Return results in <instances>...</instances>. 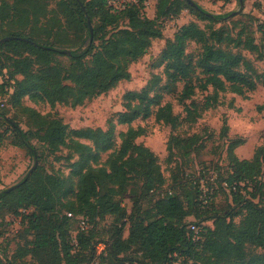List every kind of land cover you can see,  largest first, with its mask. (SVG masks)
I'll return each mask as SVG.
<instances>
[{"label": "trees", "instance_id": "16d2710c", "mask_svg": "<svg viewBox=\"0 0 264 264\" xmlns=\"http://www.w3.org/2000/svg\"><path fill=\"white\" fill-rule=\"evenodd\" d=\"M72 1L87 30H90L89 18L93 16V11L100 13L105 27L124 18L129 28L115 32L110 38L105 35L100 46H95L97 33L93 32L92 42L83 49L70 52L78 73L69 76L56 64L58 47L25 35L27 28L6 33L1 39L18 37L31 41L14 40L0 46V51L5 50L13 56L7 57L11 60L10 68L22 78L17 84L19 98L31 95L45 98L53 104L82 105L86 100L108 92L121 81L130 80L129 65L142 58L153 41L162 37V17L177 19L184 9H190L201 20L213 23L225 20L221 16L207 14L196 2L197 7H193L187 0H159L154 19L144 13L147 0H137V3L128 0L126 8L119 12L112 11L110 2L120 0H95L87 5L84 0ZM2 2L4 8L12 11L9 15L13 18L21 15L22 0ZM190 42L202 48L195 64L187 52ZM232 45L249 52L258 51L250 36L243 39L240 34L235 38L225 27L218 30L210 27L207 30L191 22L177 30L174 39L162 53V61L166 63L168 75L174 81L191 80L196 70L201 69L207 76L200 86L204 90L208 85L220 90H225L229 85L234 92L245 95L247 91L255 90L259 83L264 86V74L253 78L239 71L244 59L228 49ZM88 58L92 59L89 66L86 65ZM65 80H72L74 85H64ZM152 90L150 86L126 95V112L119 115V124L131 125L140 118L148 119L153 115L152 106L157 102V96L151 97ZM29 111L39 119L38 134L33 137L54 151L69 145V129L63 120ZM156 117L172 127L179 124L171 105L160 109ZM140 131L143 130L130 129L124 135L119 156L110 172L92 168L81 172L76 204L78 215L82 216L76 219V236L71 233L75 217L71 212L62 214L58 210L65 189L63 179L36 171L10 193L4 191L0 194L2 199L13 198L17 201L12 215H22V224L27 226L29 233H33L34 242L28 245L25 254L36 256L40 264H264V253L249 254L248 251L249 247L264 250V198L261 196L256 201L243 195L247 185L255 183L257 189L264 166V147L259 148L252 159H240L235 150L244 144V140H228L230 173L219 182L220 188L210 185L206 192L205 182L209 179L206 174L187 176L179 185L165 187L155 154L149 148L134 143ZM13 132L17 145L39 160L38 150L29 132L19 126H15ZM113 134V125L107 132L90 128L73 131L77 138L91 141L103 150L111 147ZM193 141L188 140L184 146L187 157L191 155ZM77 147L90 152L82 144H77ZM132 176L146 178L147 194L136 200L129 215L117 200L119 191L108 184H118L120 189H127ZM176 186L180 193L175 190ZM220 189L242 211L243 220L239 224L235 222V207L224 215L208 214L215 205ZM150 198L156 199L155 203ZM143 200L148 203V208L140 206ZM23 210H27V213H22ZM107 216L114 218V230L109 240L105 241L100 238L98 222ZM190 217L195 220L188 221ZM81 219L85 221L87 229L81 228ZM128 220L135 223L137 239L124 240L118 231ZM207 221H213V227L205 225ZM192 225L199 228L196 239L190 229ZM101 246L105 249L99 253ZM130 252L133 256H125ZM0 264L7 263L0 258Z\"/></svg>", "mask_w": 264, "mask_h": 264}, {"label": "rangeland", "instance_id": "374dc122", "mask_svg": "<svg viewBox=\"0 0 264 264\" xmlns=\"http://www.w3.org/2000/svg\"><path fill=\"white\" fill-rule=\"evenodd\" d=\"M94 1L84 0V3L87 5ZM149 1L151 5L145 15L154 19L159 0ZM193 1L207 14L221 16L225 20L216 23L201 20L190 9H184L176 20L162 17V37L153 41L151 48L142 58L129 65L130 80L121 81L108 92L88 99L79 106L53 104L45 98L31 95L19 98L16 93L17 84L22 78L15 75L10 68L11 60L7 57L13 56L5 50L0 51V194L21 183L34 166L36 167L31 176L38 171L63 179L65 189L58 210L62 214L71 212L75 217L71 233L76 236V219L82 216L78 215L76 204L81 172L89 168L110 172L119 156L123 137L130 129L143 130L139 132L140 135L134 143L149 148L155 154L157 165L160 166L165 179V187L179 185L187 176L206 174L209 179L205 182V191L209 190L210 185L220 188L219 182L230 173L228 140L243 139L244 144L238 147L235 153L240 159H252L257 150L264 147V86L259 83L255 90L247 91L245 95L234 92L229 85L225 90L212 85H208L204 90L200 86L207 76L201 69L196 70L191 80L174 81L168 75L166 63L162 61V53L183 25L195 22L207 30L210 27L216 30L225 27L235 38L240 34L243 39L252 37L258 46V51L254 52L236 45L228 47L231 52L240 54L244 59L239 71L253 78L264 74V0H242L243 7L240 0ZM20 8L21 15L13 18L9 15L12 11L4 8L0 0V39L8 32L27 28L25 35L58 47L56 64L63 68L66 76L77 74L78 68L70 57V52L85 48L93 38L90 37V30L84 27L74 2L22 0ZM89 23L93 32L97 33L95 46L101 45L105 35L110 38L115 32L129 28V23L124 18L105 27L97 11H93ZM187 52L193 57L195 64L202 48L190 42ZM91 61L92 59L88 58L86 65H91ZM64 85L73 86L74 83L72 80H65ZM150 86L153 89L151 97L157 96V102L152 106L153 115L148 119L140 118L131 125L119 124V115L126 112V95L130 92H140ZM168 105H171L173 115L178 118L177 127L157 120V112ZM29 109L44 117L63 120L69 129V145L54 151L47 148L37 137H33L38 134L39 119L30 113ZM112 125L113 142L107 150L99 149L93 142L73 135L75 130L88 128L107 132ZM15 126L29 132L32 143L38 150L39 160L27 149L17 145L13 132ZM190 139L194 140V147L191 155L187 157L184 146ZM77 144L87 146L90 152L77 147ZM262 170L257 189L253 183V187L247 185L243 190L245 198H255L256 201L261 196L264 198V166ZM108 186L119 191L117 200L129 215L136 205V200L147 194L146 178L132 176L127 189H120L118 184L113 183ZM175 190L181 192L178 186ZM150 199L155 203L156 199ZM16 204L17 201L13 198L0 197V258L7 264H40L36 256L25 254L28 245L34 242V237L33 233H29L27 226L22 224V215H12ZM214 204L209 210L210 216L224 215L235 207L233 199L222 189L218 191ZM141 205L144 208L149 207L146 200H143ZM235 208V222L239 224L243 220V213L239 207ZM26 211L23 210L22 213ZM193 220L194 217L188 219ZM113 221L114 218L109 216L99 220L101 240H109L114 230ZM205 225L213 227V221H207ZM119 230L124 240L137 239L133 221L124 222ZM248 251L249 254L264 253V250L253 247H249ZM125 256L130 258L133 254L130 252Z\"/></svg>", "mask_w": 264, "mask_h": 264}, {"label": "built area", "instance_id": "2783aa9c", "mask_svg": "<svg viewBox=\"0 0 264 264\" xmlns=\"http://www.w3.org/2000/svg\"><path fill=\"white\" fill-rule=\"evenodd\" d=\"M131 2H133V3H137V0H131ZM127 3H128V0L111 1V2H110V6H111L113 12H119L120 10L126 8ZM150 5H151V4H150V1H149V0H147V1L144 3V9H143V10H144V13H145V14H146V11L149 10ZM177 19H178V18H177ZM167 20H176V19H174V18H170V19H167ZM81 221H82V222H81V228H82V229H87V226H86L85 221H84L83 219H81ZM190 229H191L192 232H194V234H195V239H196V236H197L198 233H199V228H198L197 226H195V225H192V226L190 227ZM104 249H105V247H104V246H101V247L99 248V253H101Z\"/></svg>", "mask_w": 264, "mask_h": 264}, {"label": "water", "instance_id": "95a60500", "mask_svg": "<svg viewBox=\"0 0 264 264\" xmlns=\"http://www.w3.org/2000/svg\"><path fill=\"white\" fill-rule=\"evenodd\" d=\"M189 4H191L193 7H197V4L193 1V0H187ZM240 4H241V7H243L244 3L242 0H240ZM233 15V14H232ZM89 26H90V33H91V36L93 38V29H92V26L91 24L89 23ZM14 40H18V41H23V42H31L30 40L28 39H25V38H18V37H6V38H3L0 40V46H2L3 44L7 43V42H10V41H14ZM35 167L34 166L32 168V170L29 172L28 176H27V179L31 176V174L33 173V171L35 170ZM17 186H13L7 190H5L6 193H9L11 191H13Z\"/></svg>", "mask_w": 264, "mask_h": 264}]
</instances>
